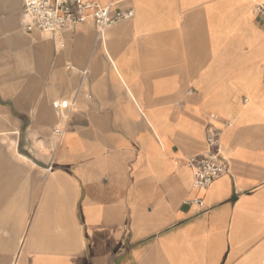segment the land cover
<instances>
[{
    "label": "crops",
    "instance_id": "0c3cea01",
    "mask_svg": "<svg viewBox=\"0 0 264 264\" xmlns=\"http://www.w3.org/2000/svg\"><path fill=\"white\" fill-rule=\"evenodd\" d=\"M91 1L133 17L28 33L23 0H0L10 264H264V0ZM210 126L228 171L198 190L186 160Z\"/></svg>",
    "mask_w": 264,
    "mask_h": 264
},
{
    "label": "built area",
    "instance_id": "2783aa9c",
    "mask_svg": "<svg viewBox=\"0 0 264 264\" xmlns=\"http://www.w3.org/2000/svg\"><path fill=\"white\" fill-rule=\"evenodd\" d=\"M21 14L26 32L38 31L47 35L76 27L90 19L98 39H101L107 28L133 17L131 10H113L111 6H101L91 0H23ZM255 14L257 21L264 25V6H256ZM85 74L84 71L83 75ZM52 107L65 111L69 104L65 100L55 101ZM205 144L204 153L186 160V165L192 172V185L198 190L208 189L228 171V165L220 153V132L215 127H208ZM192 202L202 206L200 199Z\"/></svg>",
    "mask_w": 264,
    "mask_h": 264
},
{
    "label": "rangeland",
    "instance_id": "374dc122",
    "mask_svg": "<svg viewBox=\"0 0 264 264\" xmlns=\"http://www.w3.org/2000/svg\"><path fill=\"white\" fill-rule=\"evenodd\" d=\"M57 116V115H56ZM60 120H65V116H57ZM55 130H61V127L55 125L51 131H50V139H51V144L52 147L53 145L55 146L58 139L54 135ZM6 161L8 163V169H7V174L8 177H11V180L9 179L7 181L11 182V187L13 191V183H14V169H11V164H25L27 161L21 159L20 157L17 156L15 152V145L14 142L11 140L7 142V153H6ZM11 167V168H10ZM9 184V183H8ZM10 188L7 187V192ZM13 198V193H11V196L7 195V201H6V212L5 215L2 216L4 220H7L8 226H14L16 225V217H15V211H14V201H11L10 199ZM1 218V217H0ZM12 237H14V234L10 233H3L0 232V264H10V262L13 259L14 256V249L13 246L9 244V242H13Z\"/></svg>",
    "mask_w": 264,
    "mask_h": 264
}]
</instances>
